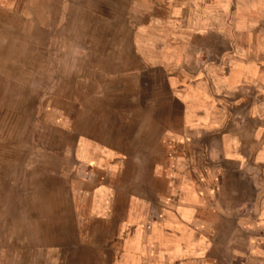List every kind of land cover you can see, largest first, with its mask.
Here are the masks:
<instances>
[{
	"label": "rangeland",
	"instance_id": "rangeland-1",
	"mask_svg": "<svg viewBox=\"0 0 264 264\" xmlns=\"http://www.w3.org/2000/svg\"><path fill=\"white\" fill-rule=\"evenodd\" d=\"M140 1L152 14L163 10L158 0ZM226 2H246L250 17L264 19V0ZM113 4L0 0V264H114L130 248L123 231L145 245L140 229L162 213L176 221L183 208L197 210L201 222H211L213 211V234L203 223L184 235L187 244L201 243L203 263L211 254L228 264L264 263V237L258 227L243 225L256 223V205L213 200L211 187L198 184L208 171L184 170L178 159L193 162L194 156L184 158L176 140L165 157L154 135L146 138V125L132 139L130 123L117 121L130 113L135 83L119 70L131 56L117 51L126 44L117 34L128 31L117 24ZM257 6L260 11L252 9ZM161 98L154 97L152 113L164 110L168 101ZM86 133L95 140L87 150ZM182 176L190 183L185 190L178 186ZM102 181L110 185L105 215L92 202ZM234 188L221 185L220 198ZM195 192L198 202L183 201Z\"/></svg>",
	"mask_w": 264,
	"mask_h": 264
},
{
	"label": "crops",
	"instance_id": "crops-1",
	"mask_svg": "<svg viewBox=\"0 0 264 264\" xmlns=\"http://www.w3.org/2000/svg\"><path fill=\"white\" fill-rule=\"evenodd\" d=\"M110 1L121 17L129 10L124 20L120 17L117 22L128 31L127 37L117 34L126 42L117 51L130 54L124 69L119 70L131 73L135 83L130 113L117 121L130 123L132 139H137L141 134L138 131L146 125V138L154 135L152 139L163 148L165 157L176 140L184 158L194 156L193 162L178 159L184 170L208 171L198 184L211 187L208 195L213 200L256 205V223L243 225L258 227L264 237V19L250 17L251 7L246 2L158 0L163 10L152 14L146 1L129 0L128 5ZM252 9L259 10L258 6ZM159 85L160 91L156 90ZM154 97L168 101L162 113H152L157 105ZM152 127L156 134L151 135ZM92 135L82 136L87 138L82 143L85 150L90 142L95 143ZM168 169L169 164L164 170ZM180 178L178 186L184 189L190 185L185 176ZM221 185L245 186L249 193L234 188L222 199ZM108 187L102 181L92 190L93 209L102 215L106 214ZM138 197L135 194L136 200H142ZM200 199L195 192L183 201ZM176 217L174 221L162 213L159 221H150L140 229L146 234L145 245L133 235L126 237L123 231L121 240L130 248L123 249L114 264H228L214 260L213 254L203 263L198 253L201 243L187 244L184 236L190 227L194 230L203 223L213 234V211L211 222H201L195 209L183 208ZM259 244L264 248L262 242Z\"/></svg>",
	"mask_w": 264,
	"mask_h": 264
}]
</instances>
